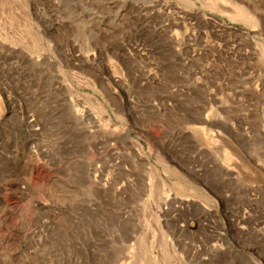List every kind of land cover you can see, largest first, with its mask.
<instances>
[{"label":"rangeland","instance_id":"374dc122","mask_svg":"<svg viewBox=\"0 0 264 264\" xmlns=\"http://www.w3.org/2000/svg\"><path fill=\"white\" fill-rule=\"evenodd\" d=\"M0 264H264V0H0Z\"/></svg>","mask_w":264,"mask_h":264}]
</instances>
